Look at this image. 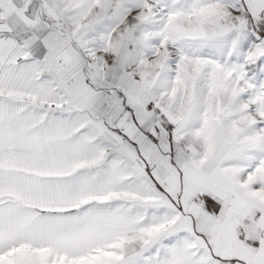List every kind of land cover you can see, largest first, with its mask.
Here are the masks:
<instances>
[{"label":"snow or ice","instance_id":"obj_1","mask_svg":"<svg viewBox=\"0 0 264 264\" xmlns=\"http://www.w3.org/2000/svg\"><path fill=\"white\" fill-rule=\"evenodd\" d=\"M0 264H264V0H0Z\"/></svg>","mask_w":264,"mask_h":264}]
</instances>
